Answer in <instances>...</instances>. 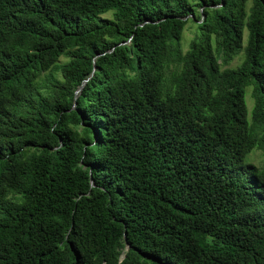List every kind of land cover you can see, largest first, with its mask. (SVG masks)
<instances>
[{"label": "trees", "instance_id": "trees-1", "mask_svg": "<svg viewBox=\"0 0 264 264\" xmlns=\"http://www.w3.org/2000/svg\"><path fill=\"white\" fill-rule=\"evenodd\" d=\"M256 150L264 0H0V264H264Z\"/></svg>", "mask_w": 264, "mask_h": 264}, {"label": "rangeland", "instance_id": "rangeland-1", "mask_svg": "<svg viewBox=\"0 0 264 264\" xmlns=\"http://www.w3.org/2000/svg\"><path fill=\"white\" fill-rule=\"evenodd\" d=\"M103 17H106V18H109L111 17V14L108 13V14H105L103 15ZM197 27L196 24L193 22V21H188L187 25H186V28L184 30V34H183V39H182V48H183V51H187L189 49V41L193 38L194 36V27ZM247 36H248V30L246 29L245 32H244V40L247 39ZM213 46L215 47V41L213 40ZM242 55H240L239 57H237L230 65L229 67H236L237 65H239L241 63V60H242ZM67 61V58L66 57H61L59 59V62H66ZM59 76V75H58ZM246 92H247V102H248V108L251 109V106H252V100H251V97H250V92H251V89L250 87H247L246 88ZM252 157V161L256 164H263V161H264V156L262 154L261 151H258L256 150L255 152L252 153L251 155Z\"/></svg>", "mask_w": 264, "mask_h": 264}, {"label": "water", "instance_id": "water-1", "mask_svg": "<svg viewBox=\"0 0 264 264\" xmlns=\"http://www.w3.org/2000/svg\"><path fill=\"white\" fill-rule=\"evenodd\" d=\"M86 81H87V80H86ZM82 87H83V85L80 86V88H79L78 91H77V94L81 91ZM92 183H93V182H92ZM127 248H129V245H127Z\"/></svg>", "mask_w": 264, "mask_h": 264}]
</instances>
